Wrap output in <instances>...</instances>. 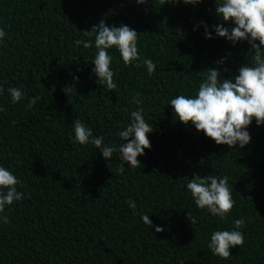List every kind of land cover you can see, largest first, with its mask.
<instances>
[{
    "label": "trees",
    "instance_id": "trees-1",
    "mask_svg": "<svg viewBox=\"0 0 264 264\" xmlns=\"http://www.w3.org/2000/svg\"><path fill=\"white\" fill-rule=\"evenodd\" d=\"M101 20L135 30L140 56L156 71L124 64L112 48L117 88L100 85L94 37L84 31ZM221 23L235 26L216 14V0H0V29L7 34L0 43V166L22 182L17 189L24 193L6 208L8 222L0 221V264H264V125L253 120L244 148L217 145L180 122L170 106L178 95L196 94L202 70L227 68L221 78H234L249 64L250 44L217 36L213 26ZM89 39L91 48L75 43ZM12 87L24 93L18 103ZM33 97L39 99L28 108ZM139 107L153 129L140 167L125 162L121 174L118 150L106 159L94 145L75 142L79 119L118 149V133ZM195 174L229 177L236 203L226 220L196 206L184 179ZM240 218L244 245L227 260L212 254L213 232L232 230Z\"/></svg>",
    "mask_w": 264,
    "mask_h": 264
},
{
    "label": "clouds",
    "instance_id": "clouds-1",
    "mask_svg": "<svg viewBox=\"0 0 264 264\" xmlns=\"http://www.w3.org/2000/svg\"><path fill=\"white\" fill-rule=\"evenodd\" d=\"M147 0H137L139 4H145ZM198 5L202 0H167V3H180ZM216 14L224 22L233 23L235 26L227 28L223 23L214 25L213 30L219 37L226 38L236 44L240 41H247L253 54L249 64L239 70L234 78L222 79V71L227 68H208L199 74L203 80L198 86L195 95H178L170 100V106L178 120L186 126L194 125L197 131L205 134L215 141L217 145H228L235 147L237 144L244 148L251 141L250 133L247 131L253 120L257 125H264V0H216ZM201 24H204L201 21ZM206 38L212 39V33L204 24ZM88 37H94V45L97 49L93 63L94 73L98 77V83L105 86L108 91L117 88L114 81V72L111 68L113 56L109 49H118L123 63L136 66L145 65L149 74L156 71V65L151 59H143L138 50V33L128 25L109 27L101 20L93 25L91 31H84ZM6 32L0 29V43L6 37ZM258 41V43H257ZM77 45L83 44L84 48H91L93 40H76ZM226 60L218 61V65L225 64ZM75 79H79L75 77ZM2 91V89H0ZM65 91L68 93L69 88ZM12 103L21 101L24 93L19 88H9ZM140 94L136 93L133 102L136 105L142 104ZM39 97L31 98L28 108H32ZM5 111L0 108V112ZM144 109L131 112V122L118 133L123 141L117 146L104 144V137L94 136L93 130L83 124L79 119L73 121L75 142L81 145L92 144L100 149L106 159H111L113 153L119 151L122 165L119 168L122 174L125 170L124 163L127 162L132 168L141 166L139 156L145 154V149L151 148L148 134L153 131L146 122ZM187 180V189L190 191L196 206L203 210L207 209L213 216L226 220L231 214L236 201L233 199L229 186V177H218L212 174L201 177L195 174L194 178ZM22 182L7 168L0 166V221L8 222L6 208L14 202L22 200L24 193L18 191L17 185ZM129 207L134 211L137 207L135 201L129 202ZM143 222L153 227L149 215L142 214ZM191 224L196 219L188 212ZM244 218L233 221L232 230H218L213 232L208 248L212 254L225 260L232 255L231 249L245 243V236L240 229L244 227ZM162 227L157 226L156 232H163Z\"/></svg>",
    "mask_w": 264,
    "mask_h": 264
}]
</instances>
